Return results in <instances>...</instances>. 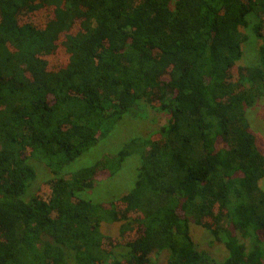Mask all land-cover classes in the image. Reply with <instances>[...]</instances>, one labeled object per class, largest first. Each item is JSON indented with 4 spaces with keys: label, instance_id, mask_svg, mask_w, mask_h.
<instances>
[{
    "label": "trees",
    "instance_id": "obj_1",
    "mask_svg": "<svg viewBox=\"0 0 264 264\" xmlns=\"http://www.w3.org/2000/svg\"><path fill=\"white\" fill-rule=\"evenodd\" d=\"M248 27L257 62L233 76ZM263 95L264 0H0V264H264V153L247 116ZM151 101L168 115L155 137L66 169ZM133 154L127 192L84 196ZM35 160L51 178L32 190Z\"/></svg>",
    "mask_w": 264,
    "mask_h": 264
},
{
    "label": "rangeland",
    "instance_id": "obj_2",
    "mask_svg": "<svg viewBox=\"0 0 264 264\" xmlns=\"http://www.w3.org/2000/svg\"><path fill=\"white\" fill-rule=\"evenodd\" d=\"M244 30L249 34L250 38L243 44L241 60L232 68L233 76H236L239 66H250L257 62V50L260 42L256 37H253L249 27ZM64 58L65 54L59 56V59L63 60ZM155 105H157L155 101L145 103L143 107L144 113L138 117L125 115L123 119L116 123L107 138L99 141L98 144L80 155L66 169L75 171L80 167L93 164L103 155L117 152L130 137H148L153 133L155 134L168 120V115L155 109L153 107ZM247 116L251 125V131L255 134L259 148L264 153V95L252 107L247 109ZM33 163L37 170V178L32 188V190H35L39 183H43L51 178V173L43 163L36 160ZM138 164L139 157L137 154L131 155L123 163L120 172L116 176L97 182L95 188L91 191L88 190L84 196L107 202L124 194L132 187ZM259 184L264 189V178L260 180ZM47 187V185L42 184L40 188V194L45 200H48L50 196ZM118 229L119 223H103L101 227L102 232L107 235H117ZM191 234L199 249L208 251L215 259L222 260L227 255L224 244L215 241L203 226L192 223ZM259 234L264 240V231H261ZM164 260L165 253H162L157 257L156 264H164Z\"/></svg>",
    "mask_w": 264,
    "mask_h": 264
}]
</instances>
